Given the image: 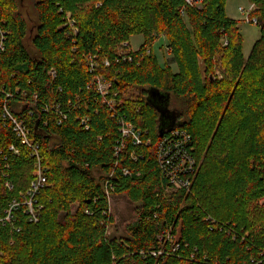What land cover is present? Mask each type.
Returning a JSON list of instances; mask_svg holds the SVG:
<instances>
[{
    "label": "trees",
    "instance_id": "16d2710c",
    "mask_svg": "<svg viewBox=\"0 0 264 264\" xmlns=\"http://www.w3.org/2000/svg\"><path fill=\"white\" fill-rule=\"evenodd\" d=\"M248 1L260 35L245 58L226 0H32V21L21 0H0V89L11 94L0 91V264H264V0ZM135 34L144 42L129 59L115 53ZM160 37L170 54L162 62L152 49ZM217 56L221 78L213 74ZM95 76L110 82L115 110L96 92ZM135 87L141 94L124 98ZM17 88L36 99L22 105ZM148 89L163 94L158 105L176 99L175 123L166 126L190 137L197 166L188 191L166 192L155 156L159 112ZM4 106L29 127L47 168L37 222L23 205L4 220L34 171ZM117 118L134 125L141 143L126 140L115 154ZM106 180L135 204L121 235L107 232ZM168 229L175 252L158 239ZM160 248L162 255H150Z\"/></svg>",
    "mask_w": 264,
    "mask_h": 264
},
{
    "label": "built area",
    "instance_id": "2783aa9c",
    "mask_svg": "<svg viewBox=\"0 0 264 264\" xmlns=\"http://www.w3.org/2000/svg\"><path fill=\"white\" fill-rule=\"evenodd\" d=\"M184 1L188 5H197L202 0ZM251 8L252 5H250L247 9L239 6L238 10L244 14L246 22L256 24L257 19L255 17H249V11L251 10ZM70 25H72L71 22ZM5 37L6 33L0 28V53L5 50ZM123 46L126 47L127 50L125 49V52L118 55H123L124 59H129V55L132 52L128 47L129 43L124 42ZM103 62L106 66L109 65L108 60H105ZM89 65V71L90 73H92L96 69V61L93 58H89ZM48 74L54 77L53 70H50ZM93 82L95 84V90L100 96H102L103 102L107 104L112 111L115 110V107L118 105L116 103L117 100H115L114 98L106 97L108 88L110 87V82H107L106 79L102 76H95ZM0 91L4 94L5 99L11 97V94L9 92L3 91L2 89H0ZM15 92L20 93L19 97H21L22 105H25L28 101L36 99L35 94H33L31 98L27 99L25 96V92H20L18 88ZM45 107L43 108L44 110ZM3 111V116L7 118L15 136L20 139L21 143L29 150L30 156L34 159V171L32 172L33 178L28 188L21 194V201L13 199L11 202H9V207L6 209V216L4 217V220L9 221L12 218V210L17 208L18 206L23 205L25 207L24 213L27 215V219L31 222H37L43 206L41 204H38L36 195L38 194L40 189L46 185L47 168L42 164L43 158L40 153V146L38 142L30 138V129L23 121V119L15 116L8 110V108H6V106H4ZM54 111L56 113L59 112V105H54ZM83 123H85V120H83ZM117 124L121 139L118 146L115 147V154H118L122 150L124 141L126 140H130L135 145H139L141 143V138L131 122L123 120L121 118H117ZM148 142L149 140H147V143ZM157 143L158 144H156L155 156L162 176L167 182L168 189H183L185 191H188L192 183V175L196 171L197 166L195 159L192 156V146L189 135L183 129H179L178 127H176L162 135ZM8 150H11L14 153L18 152V148L14 144H11ZM6 185L10 187L9 184ZM112 190V184L109 183L108 180H106L104 184V191L108 201ZM108 210L110 212L109 202ZM158 239L163 242H170L172 252H175L179 249V244L176 242V237L171 233L169 229L163 232V234L158 235ZM163 253V248L150 251V255L154 257H156L157 255H162Z\"/></svg>",
    "mask_w": 264,
    "mask_h": 264
},
{
    "label": "rangeland",
    "instance_id": "374dc122",
    "mask_svg": "<svg viewBox=\"0 0 264 264\" xmlns=\"http://www.w3.org/2000/svg\"><path fill=\"white\" fill-rule=\"evenodd\" d=\"M32 0H21V5H23V13L25 17L29 20H34L35 13L32 9ZM241 6L247 9L250 6L248 0H226L225 2V12L226 14L238 22L239 31L242 35V52L243 56L246 58L254 44L260 35V29L256 24L248 23L245 21V16L238 10V7ZM163 37H160L152 44V49L156 58L159 62H162L164 59H170V54L167 52V49L160 50V44L164 43ZM144 42V37L141 34H135L129 38V49L134 53ZM126 47L123 44H120L115 49V53L122 54L125 52ZM174 68V67H173ZM214 76L221 78L224 75L223 68L219 61V56L216 57L215 67H214ZM142 89L138 88H127L122 92L124 98H135L141 94ZM176 99H171V105L168 108L175 112V109H178ZM166 192H170V189H166ZM109 208L112 216V223L107 230L108 234L121 235L125 233V228L133 222L135 219V204L130 202L126 195L120 193L115 194L111 191L109 197Z\"/></svg>",
    "mask_w": 264,
    "mask_h": 264
},
{
    "label": "water",
    "instance_id": "95a60500",
    "mask_svg": "<svg viewBox=\"0 0 264 264\" xmlns=\"http://www.w3.org/2000/svg\"><path fill=\"white\" fill-rule=\"evenodd\" d=\"M147 99L149 101H155V107L156 109L158 110L159 112V137L163 135L164 133V130L166 127H169L170 125H173L175 122V118H176V113L175 112H172V111H169L167 110V107H166V104H160L158 105L157 104V101L159 102V99L161 96L163 97V94H161L160 92H156L155 89H148L147 90ZM161 97V98H162ZM164 100V99H162ZM154 103V102H152ZM169 122V123H168ZM166 123H168L167 125L169 126H166ZM168 129H172V127H169Z\"/></svg>",
    "mask_w": 264,
    "mask_h": 264
},
{
    "label": "flooded vegetation",
    "instance_id": "af4514ba",
    "mask_svg": "<svg viewBox=\"0 0 264 264\" xmlns=\"http://www.w3.org/2000/svg\"><path fill=\"white\" fill-rule=\"evenodd\" d=\"M167 110L171 111L168 107H167ZM173 112V111H172Z\"/></svg>",
    "mask_w": 264,
    "mask_h": 264
}]
</instances>
